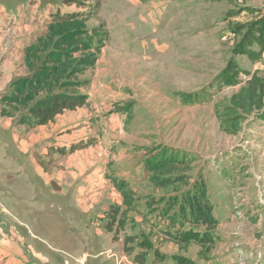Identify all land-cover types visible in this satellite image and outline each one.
Masks as SVG:
<instances>
[{
  "label": "crops",
  "instance_id": "crops-1",
  "mask_svg": "<svg viewBox=\"0 0 264 264\" xmlns=\"http://www.w3.org/2000/svg\"><path fill=\"white\" fill-rule=\"evenodd\" d=\"M73 8L65 0H0V135L9 136L10 143L6 144L8 150L17 143L13 129H22L26 125L17 124L12 117L3 115L5 106L2 100L12 94V83L15 80L29 74L25 64L26 49L44 37L53 23L54 14L79 11ZM88 22L89 20L84 21V30L91 38L92 30L96 28L88 26ZM97 60L98 58L94 66L78 74L82 89L92 80L88 75L100 63ZM232 63L241 69L240 83L235 86L221 84L219 95L223 97L218 101L228 99L243 86L244 81L254 79L259 80V92L264 104V0H135V81L166 82V85H154L145 94L138 89L148 118L139 115L137 121L140 126L144 127V123H147L148 128L155 130L177 123L175 119H180L181 126L177 136L170 135L164 141L159 136L150 143L140 145L150 148L164 145L181 150L190 143L194 150L203 148L208 151L204 146H215L217 140L224 141L225 136L219 134L221 131L218 123L216 122L217 128L213 127L209 131L204 121L206 114L215 119L213 106L218 101L201 99V102L189 104L187 98H196L197 92L205 86H208L209 92L214 91L217 87L213 81L220 77L222 71L223 75L226 74V66ZM218 66L224 67L220 69ZM102 73L108 75L110 72L102 70ZM193 77L199 84L194 85L192 92L188 93V82ZM78 92L85 96L87 104L88 93ZM135 112L142 113L136 107ZM89 117L90 114L78 109L58 115L54 124L51 122L45 126H32L35 134L30 133L29 141L23 137L18 143L22 148L21 154H27L31 144L48 145V148L56 151L67 149L77 140L85 138V120L89 121ZM96 119L100 135L95 137V146L63 153V157L58 156L57 160L55 158L50 179L45 180V183L43 174L38 171L33 173L44 183V189L51 198L47 207L57 210L80 209L88 216V224L91 221L97 222V230L91 228L92 223L87 225L79 220L76 224L70 223V226H76L77 231L86 237L88 245H96L98 239H108L109 234L116 231L118 237H115L117 240L112 248L99 253L92 250L95 255L89 253V257L84 259L86 255L83 254L74 264H104L100 261L103 254L108 260H114L113 264H141V261H127L122 230L124 227H118V217L133 201L138 205L137 208L144 209L145 206H150V198H167L175 192L171 191L173 187H168L165 189L171 192L162 193L165 189L153 185L145 170V154L135 153L130 156L120 152L112 153L107 146V136L102 135L107 132V118L100 116ZM44 127L48 128L44 130ZM70 130L71 134L68 133ZM189 131L192 135L190 140ZM227 137L231 138L226 136V139ZM222 144L221 148L231 150V142L225 140L223 147ZM218 152L222 154L221 151ZM56 155L58 154L55 153ZM1 159H4V164L8 156L3 153ZM10 161L9 159V167ZM194 181L190 179L189 182ZM25 182L28 183L26 180ZM32 184L35 185L31 196H21V199H26L38 208L42 200L44 204L45 201L36 192L39 183ZM117 184H123L124 190L129 192L126 198ZM6 195H9L8 203L12 205V194ZM111 208L116 209L117 214L110 219L108 211ZM5 209L4 214L7 216L0 210V217L3 219L0 218V264H59L58 261H45L34 252L30 244H26L25 237L14 227L12 213L8 208ZM24 210L27 215L32 216L29 207L21 211ZM146 213L142 218L127 216V231L131 233L127 237L139 240L143 235L149 245L147 251L138 247L131 250L133 256L130 254L129 258L143 255L147 258L145 264H175L176 258L187 259L193 264H264L258 254L264 219L257 217L256 211L237 217L238 222L233 220L235 226H241L243 222L244 225L242 232L233 231L229 234L230 241L223 235H216L217 222L212 230L207 231L206 237L210 242L206 245L186 242L183 238L188 231H194L202 238L206 233L204 228L186 225L180 232L178 228L169 227L166 222L157 218L155 212L149 213L150 215ZM251 214L255 218L250 219ZM107 223H110V228L104 227ZM198 229L204 231L199 232ZM173 231L177 233L174 234ZM231 242L234 244L231 245Z\"/></svg>",
  "mask_w": 264,
  "mask_h": 264
},
{
  "label": "rangeland",
  "instance_id": "rangeland-1",
  "mask_svg": "<svg viewBox=\"0 0 264 264\" xmlns=\"http://www.w3.org/2000/svg\"><path fill=\"white\" fill-rule=\"evenodd\" d=\"M73 9L77 10L75 6ZM88 26L96 28L92 30L93 34L90 40L92 46H96V43L100 45V50L92 48L86 54L90 57L91 62L96 57L100 60V63L88 75L92 79L88 83V86L85 89L78 88V91L88 93L86 106L79 109L90 114V117L89 121L85 120L87 130L85 138L77 140L74 144L85 146L80 150L95 146V137L100 135L99 129L95 124L96 118L100 116L106 117L108 128H106V134L103 132L102 135L103 137L107 136V146L111 149L112 153L120 152L129 154L130 156L135 153L145 154L146 160H153L172 154L176 158L185 159L190 163V169L187 172L189 178L197 182L202 180L206 185L208 198L214 208V217L218 222L216 235H223L229 240L228 236L233 231L242 232L244 222L241 226H235L233 220L238 222L236 220L238 219L237 217H241L247 212L256 211L257 217L260 216L264 219V119L256 115L260 111L244 119L242 131L236 136L227 137L226 139L227 135L219 131V134H223L221 135L222 137L225 136L223 137L224 141L217 140L215 146H204L208 151L203 148L194 150V148H191L190 143L187 148L181 150L168 148L164 145L151 148L142 147L140 143H150L159 136L161 141L166 140L170 135L172 137L177 136L181 131V126L179 125L180 119H175L174 121H177V123L155 130L154 128H148L147 123H144V127H142L137 121L139 115L143 118L147 115V112H145L146 107L144 106V102H142L143 97H141V92L145 94L154 85H161L162 83L166 85V82L158 80L153 83H150L148 80L135 81V0H103L97 16L89 19ZM102 42L104 48L101 47ZM223 67L218 66L220 69ZM102 70L109 71L110 73L105 75L102 73ZM225 70L227 71V76L233 78V86L240 83L239 77L242 74L237 64L232 63L226 66ZM99 71L100 73H98ZM222 75L223 71L219 74L220 77L213 81L217 87L214 91L209 92L208 86H205L201 91L197 92L196 98L204 101L220 100L223 97V95H219L221 84H223V81H221ZM77 79H79V76ZM254 82L256 81L252 79L244 81L243 86L253 84ZM197 84H199V81H196L194 77L191 78V82H188V93H191L194 85ZM172 87L174 88L173 84ZM135 107L139 108L142 113L135 112ZM262 110H264L263 103ZM7 111L12 115L13 121L17 124L30 120L27 112L23 109H19L18 111L11 107ZM146 118L148 117L146 116ZM160 118L162 119L161 116ZM204 121L209 131H212L213 127L217 128V121L214 118H209L208 114L205 115ZM52 123L54 124L55 121ZM25 125L26 127L23 126L22 129H13L17 143L13 144L9 150L6 148V144L10 143L9 136L0 135V210L3 212V215L7 216L4 213L6 211L5 208H8L14 219V227L25 237L26 244H30L34 252L42 256L45 261H58L59 264H74L76 259L82 257L83 254L86 255L84 259L89 257V253L90 255H95L92 253V250L99 253L112 248L117 240L115 237H118L115 234V230L109 234L108 239L100 238L96 245L95 243L88 245L86 237L77 231L78 228L76 226H70V223L76 224L78 220L87 225L92 223L91 228L97 230V222L91 221L88 224V216L80 209L57 210L56 208L50 209L47 207L46 204L50 205L51 198L47 190L44 189L45 180L50 179L53 165L56 162L55 158L57 160L58 156L61 158L67 153L62 154L58 151L59 149L56 151L53 148H48V145L31 144L32 146L29 147L27 154H24V156L21 154L22 148L18 143L23 137L28 138L29 141L30 133L35 134L34 126ZM47 128L44 127V130ZM70 132L71 130L68 133L71 134ZM0 133H2V130H0ZM46 134H49V132ZM188 134L190 140L192 137L190 131ZM225 140L229 143L231 142L230 151L221 148V144L223 142V147ZM218 151H221L222 154H219ZM3 153L8 156L4 164V159H1V154ZM55 153L58 155L55 156ZM228 156H230L229 159ZM9 159L11 160L10 167ZM34 171L43 174V184L34 175ZM25 180L28 181L27 184ZM32 182L39 183L36 192L38 191L45 201L44 204L42 200L41 206L38 208L28 203L29 201L26 199L23 201L21 199V196L28 197L31 196L30 193H33L32 187L35 184H32ZM177 187L180 186L177 185ZM175 188L173 187L171 191L175 192ZM180 189H183V187H180ZM171 191L165 189L162 193ZM7 193L12 194V205L8 203L9 195L7 196ZM27 207H29V213L32 212V216L27 215L25 213L26 210L21 211ZM137 207L138 205H135V201L127 206L126 210L118 217L120 222L118 227L125 228V230L124 228L122 230L125 237L124 250L128 258H126L127 261L129 260L134 263L141 261V264H145L147 258L143 257V255L133 258L128 257L131 254V250L138 247L147 251L149 245L143 235H141L139 240L134 237H127L131 236V233L127 231L126 219L127 216L142 218V215L145 214L144 216H146V212L150 215L149 213L153 212L154 209L146 208V206L144 209ZM113 213L116 216L117 213L115 211ZM109 217L110 219L113 218L112 215H109ZM0 218L3 220L2 217ZM249 218L253 219L255 217L251 214ZM249 224L252 225V222L249 221ZM104 227L110 228L111 225L107 223ZM144 227L147 230V227ZM198 231L203 232L204 230L198 229ZM173 233L176 234L177 232L173 231ZM261 233L258 254L261 260L264 261V254L262 253L264 252V223L261 227ZM233 244L234 242H231V245ZM131 256L133 255L131 254ZM100 261H103L104 264H113L114 260H108L106 255L103 254L100 257ZM127 261L125 260V262Z\"/></svg>",
  "mask_w": 264,
  "mask_h": 264
},
{
  "label": "trees",
  "instance_id": "trees-1",
  "mask_svg": "<svg viewBox=\"0 0 264 264\" xmlns=\"http://www.w3.org/2000/svg\"><path fill=\"white\" fill-rule=\"evenodd\" d=\"M102 1L65 0L79 11L54 14L53 23L48 27L44 37L26 49L25 64L30 76L12 83V94L2 100L5 106L2 110L4 116L12 117L7 111L11 107L18 111L23 109L30 120L20 124L45 126L53 122L58 115L86 105L85 96L78 92L82 82L77 77L86 68L94 66L97 58L91 62L86 53L92 48L100 50V45L97 43L96 46L91 45L90 37L84 30V21L97 16ZM43 56L45 57L41 59ZM232 80L233 78L227 74L221 77V81L226 85L233 84ZM187 100L189 104L201 102V99L191 96H188ZM258 111L260 113L256 114L257 117L264 119L259 81L242 86L228 99L218 101L213 106L219 130L227 136L238 135L242 131L244 119ZM82 147L85 146L73 144L58 151L62 154L72 153ZM189 169L190 163L187 160L178 159L172 154L153 160L147 159L145 170L156 188L176 187L175 193L170 197L150 198L148 208L156 206L153 210L156 217L166 222L169 227L178 228L180 232L186 225L204 228L206 233L202 238L194 231L186 232L183 238L186 242L206 245L210 242L206 237L207 231L216 226L217 220L204 181L190 183L187 174ZM117 187L126 198L129 192L124 190L123 184H117ZM114 211L116 213V209L111 208L109 215L113 216ZM175 264L193 263L187 259L176 258Z\"/></svg>",
  "mask_w": 264,
  "mask_h": 264
}]
</instances>
